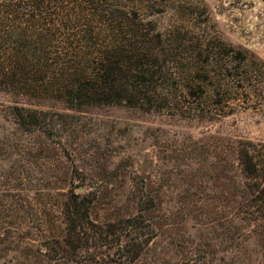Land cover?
Returning a JSON list of instances; mask_svg holds the SVG:
<instances>
[{"label":"rangeland","instance_id":"1","mask_svg":"<svg viewBox=\"0 0 264 264\" xmlns=\"http://www.w3.org/2000/svg\"><path fill=\"white\" fill-rule=\"evenodd\" d=\"M188 1L156 15L159 30L218 37L256 61L260 76L244 90L231 84L220 98L230 115L203 119L123 106L71 111L0 92V264H61L37 251L43 233L59 227L60 179L77 191L100 189L94 217L101 220L118 217V203L132 195L157 203L146 224L156 236L135 264H264V217L235 211L231 180H216L212 146L216 139L264 143V0ZM14 105L67 116L48 139L23 132L9 114Z\"/></svg>","mask_w":264,"mask_h":264},{"label":"trees","instance_id":"2","mask_svg":"<svg viewBox=\"0 0 264 264\" xmlns=\"http://www.w3.org/2000/svg\"><path fill=\"white\" fill-rule=\"evenodd\" d=\"M188 5V0H0V92L57 101L71 111L123 106L192 119L226 117L231 113L220 98L231 84L244 90L255 73L260 76L252 68L257 62L248 63L245 52L218 37L159 30L156 15ZM203 13L208 18L205 8ZM9 114L23 132L48 139L67 116L18 105ZM209 146L202 144L205 162ZM212 146L216 180H231L235 211L254 220L264 217V143L216 139ZM81 187L77 191L73 182L59 180V227L43 233L37 251L61 264H135L156 236L146 224L157 203L132 195L118 203L126 217L101 220L94 217L100 189ZM130 208L136 213L130 215Z\"/></svg>","mask_w":264,"mask_h":264}]
</instances>
